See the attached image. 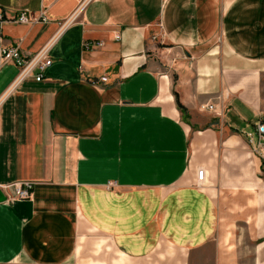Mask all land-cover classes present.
I'll return each instance as SVG.
<instances>
[{
	"label": "crops",
	"instance_id": "0c3cea01",
	"mask_svg": "<svg viewBox=\"0 0 264 264\" xmlns=\"http://www.w3.org/2000/svg\"><path fill=\"white\" fill-rule=\"evenodd\" d=\"M0 10V46L30 56L53 40L40 80L35 69L12 88L18 68L0 65V264H82L88 231L106 243L84 264H112L108 244L119 264L160 244L182 251L181 264H222L217 204L195 183L219 142L249 146L263 170L247 200L261 205L249 218L264 234V0H0ZM22 11L45 19H8ZM25 181L31 196L17 198ZM251 244L264 264V237Z\"/></svg>",
	"mask_w": 264,
	"mask_h": 264
},
{
	"label": "rangeland",
	"instance_id": "374dc122",
	"mask_svg": "<svg viewBox=\"0 0 264 264\" xmlns=\"http://www.w3.org/2000/svg\"><path fill=\"white\" fill-rule=\"evenodd\" d=\"M208 108L212 109L213 107L209 105ZM243 140L247 141V138L244 137ZM256 151L261 154L264 153L258 147H256ZM218 152L215 162L210 165L212 171L207 174V171L203 168L205 170V179L207 177L206 180L208 181L199 183L197 178L195 180L197 185L211 192L217 204L219 220L217 229L211 238L212 245L215 244L217 239L222 241L225 236L224 241L227 242L222 243L221 246L222 264H258L256 257L260 255L256 252L255 245L251 244V240L255 238L259 240L264 237V234H260V229L255 227L249 215H251L252 209L254 214H256L261 205L259 203L253 204L252 201L247 199L252 196L249 193V186L257 182V177H263L261 175L263 170H261L262 168H257V166L256 170H254L255 166L250 164L249 161V156L252 157L249 154L251 149L243 143L241 148L230 149L219 142ZM193 154L195 157L194 148ZM262 166L264 167V163ZM93 235L91 231H88V236L84 237L82 244L79 245L81 250L79 251L81 254L79 263L92 262V260H87L84 256L88 254V251L93 254L100 253L101 245H105V240L95 242L98 238L94 240L96 235L91 238ZM212 245L205 247V253L211 251ZM108 246L107 249L104 248L109 260L112 259L111 263H121L119 261L115 262L113 257H115L117 251L110 247V244ZM181 252L170 245L160 244L151 255L136 261L135 264H181L180 261H175L181 256ZM89 255L91 254L89 253ZM201 262L202 264H212L211 261Z\"/></svg>",
	"mask_w": 264,
	"mask_h": 264
},
{
	"label": "built area",
	"instance_id": "2783aa9c",
	"mask_svg": "<svg viewBox=\"0 0 264 264\" xmlns=\"http://www.w3.org/2000/svg\"><path fill=\"white\" fill-rule=\"evenodd\" d=\"M76 14L77 12H75L73 17H75ZM6 19L7 18L5 17L3 11L0 10V30L2 28L3 22ZM8 19L19 23H28L44 20L45 18L43 13L33 14L28 11H22L18 15ZM52 42L53 40L49 41L47 44L42 46L38 51H36L30 56L23 55L17 46H0V65L6 63H13L18 68V72L12 82V88L15 84L20 82L24 77L29 75L35 69H37L35 79H41L43 75V70L48 67L52 62V59L48 54L49 46ZM98 45H101V43L99 42ZM106 80V76H101L98 80H92L91 82L93 84H97L98 82H105ZM257 132L259 135L257 147L262 152H264V125L259 124L257 126ZM196 178L199 183H203L205 181V170L203 168L197 169ZM32 186V182L28 181L17 183L15 185V196L17 198H29L32 193Z\"/></svg>",
	"mask_w": 264,
	"mask_h": 264
},
{
	"label": "bare ground",
	"instance_id": "6f19581e",
	"mask_svg": "<svg viewBox=\"0 0 264 264\" xmlns=\"http://www.w3.org/2000/svg\"><path fill=\"white\" fill-rule=\"evenodd\" d=\"M206 179H207V177H206ZM206 179H205V181L207 182V180H206ZM205 181H204V182H205Z\"/></svg>",
	"mask_w": 264,
	"mask_h": 264
},
{
	"label": "trees",
	"instance_id": "16d2710c",
	"mask_svg": "<svg viewBox=\"0 0 264 264\" xmlns=\"http://www.w3.org/2000/svg\"><path fill=\"white\" fill-rule=\"evenodd\" d=\"M180 107V106H179Z\"/></svg>",
	"mask_w": 264,
	"mask_h": 264
}]
</instances>
